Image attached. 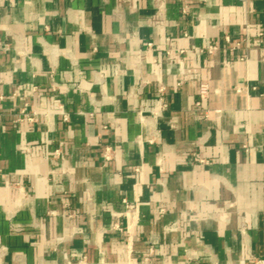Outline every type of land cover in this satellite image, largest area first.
Returning <instances> with one entry per match:
<instances>
[{"label":"crops","instance_id":"0c3cea01","mask_svg":"<svg viewBox=\"0 0 264 264\" xmlns=\"http://www.w3.org/2000/svg\"><path fill=\"white\" fill-rule=\"evenodd\" d=\"M0 93V264H264V0H0Z\"/></svg>","mask_w":264,"mask_h":264},{"label":"built area","instance_id":"2783aa9c","mask_svg":"<svg viewBox=\"0 0 264 264\" xmlns=\"http://www.w3.org/2000/svg\"><path fill=\"white\" fill-rule=\"evenodd\" d=\"M206 92H207V86L205 84H201L200 89H199V97L203 98V96L206 94ZM2 100H3V95H2V93H0V103ZM198 160H200V159L198 158Z\"/></svg>","mask_w":264,"mask_h":264}]
</instances>
